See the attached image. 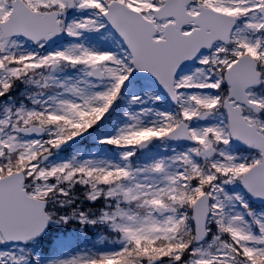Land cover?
<instances>
[{
  "label": "snow or ice",
  "instance_id": "1",
  "mask_svg": "<svg viewBox=\"0 0 264 264\" xmlns=\"http://www.w3.org/2000/svg\"><path fill=\"white\" fill-rule=\"evenodd\" d=\"M0 264H264V0H0Z\"/></svg>",
  "mask_w": 264,
  "mask_h": 264
}]
</instances>
